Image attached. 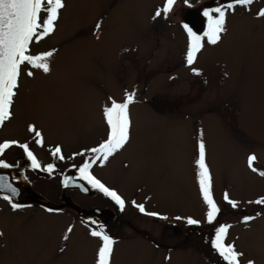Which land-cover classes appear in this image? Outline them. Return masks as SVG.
I'll list each match as a JSON object with an SVG mask.
<instances>
[{
  "label": "rangeland",
  "instance_id": "obj_1",
  "mask_svg": "<svg viewBox=\"0 0 264 264\" xmlns=\"http://www.w3.org/2000/svg\"><path fill=\"white\" fill-rule=\"evenodd\" d=\"M64 4L55 31L30 45L32 55L54 53L48 60L50 71L22 66L14 113L0 127V142L22 143L34 128L45 145L60 144L66 152L74 151V160L65 163H91V174L121 196L127 211L121 217L144 229L153 241L121 223L110 264H227L212 247L221 226L228 228L225 243L243 253L240 264H264V204L256 203L264 198V176L253 172L264 169V16L259 15L264 3L227 12L220 41L213 45L205 37L193 63V78L178 81L157 75L173 65V72L181 74L176 67L180 56H175L184 40L180 15L194 3H175L166 15L162 11L166 0H64ZM157 11L162 13L159 17ZM153 62L155 67H150ZM138 76L147 80L138 82ZM108 90L111 95L104 98ZM124 92L135 93L129 116L137 127L124 148L107 161L93 163L91 150L104 132L106 138L109 128L104 109L112 101L121 103ZM172 97L179 105L170 107L173 102L167 99ZM179 106L194 108L196 116L200 107L205 108L201 127L188 130L191 140L182 131L186 118ZM150 108L162 112L155 114ZM144 123L161 128L156 133L160 148L157 141L154 145L156 131ZM201 139L211 193L220 209L212 223L207 221L208 206L194 158ZM250 156L256 157L251 169ZM31 182L51 201H58L57 178L33 177ZM67 194L79 205H104L96 195L82 199L72 191ZM137 205L157 213L159 221L141 213ZM74 216L71 209L51 212L35 205L11 209L0 197V264H98L102 240L91 235L93 226ZM246 217L254 219L245 222ZM189 218L199 220L198 226L188 225ZM109 226L114 232L115 221ZM166 245L179 248L167 250L171 247Z\"/></svg>",
  "mask_w": 264,
  "mask_h": 264
},
{
  "label": "snow or ice",
  "instance_id": "obj_2",
  "mask_svg": "<svg viewBox=\"0 0 264 264\" xmlns=\"http://www.w3.org/2000/svg\"><path fill=\"white\" fill-rule=\"evenodd\" d=\"M176 3V0H166V6L163 9V13L166 15L171 11L172 6ZM236 4L250 5L253 0H235ZM65 7L64 0H0V126L5 121L9 120L12 116V106L14 98L17 95L16 89L19 86V77L21 75V68L23 65H30L32 68L42 69L44 73L50 71L48 60L53 56V52L49 51L43 54L32 55L30 54L31 43L38 42L39 40L51 35L55 31L56 22L59 19L60 11ZM228 8H232L233 5H228ZM217 14L213 17L208 11L204 12V15L208 17V30L204 33V36L197 35L188 26L184 25L189 37L190 47L187 52V63L192 65L196 59L197 53L202 49V41L207 37V41L210 44H217L221 39V33L226 31L225 28V10L221 8L214 9ZM46 13V16L42 19L41 14ZM162 13L157 11L155 15L159 17ZM260 16H264V10L260 11ZM99 27V25H98ZM199 74V73H197ZM31 76L33 73L28 72ZM135 99V93L128 94L125 102L117 103L112 101L110 107L104 109V116L107 124L109 125L110 133L108 139L99 145V147L92 149L91 151L96 154L93 163L97 160L107 161L109 157L115 154L117 151L125 147L130 139V116L129 105L133 103ZM30 131L35 132V135L39 138L41 133L30 127ZM15 141L4 142L0 144V154L10 148ZM37 143L42 144V139H38ZM27 152L28 157L32 161V167H40L39 162L31 151L28 150V145H20ZM199 158L197 160L198 166V182L200 190L203 196V200L208 206L207 221L212 223L220 209L213 199L211 193V176L208 166L205 162L206 146L203 139L200 140L199 145ZM61 152V149L57 147L53 152V155H57ZM60 159H64L62 155ZM255 156L249 157V166L251 167ZM7 167L8 165H0ZM91 163H85L80 169L81 178L87 180L89 184L94 188H98L106 196L111 197L121 208L125 207V201L117 194L116 191L107 188L100 180L94 177L89 169ZM48 172L54 170L53 165H48ZM256 169L253 168V171ZM260 175L264 176V172ZM67 183V181H65ZM15 194V189H11ZM5 199H10L5 197ZM225 200L228 201L234 208L237 207V203L232 201L225 195ZM257 204H264V198L256 201ZM13 209L19 207V205L13 203ZM140 212L150 216H157V213L145 212L143 205H137ZM166 218V217H161ZM179 219V217L177 218ZM254 219V217H246L245 222ZM188 224H198L199 221L189 218ZM69 232L71 229L68 230ZM227 226H221L217 229L215 237L212 241V247L218 252L220 257L227 262V264H240V257L243 253L238 252L233 244H226ZM2 235V233H0ZM93 237H99L102 240V246L98 250V264H110V257L113 252L114 240L106 234L102 229L93 230L91 232ZM67 239V236L65 237ZM249 264L254 262L249 261Z\"/></svg>",
  "mask_w": 264,
  "mask_h": 264
},
{
  "label": "flooded vegetation",
  "instance_id": "obj_3",
  "mask_svg": "<svg viewBox=\"0 0 264 264\" xmlns=\"http://www.w3.org/2000/svg\"><path fill=\"white\" fill-rule=\"evenodd\" d=\"M180 1L181 2H183V1L187 2L188 1L190 3H194L191 6L184 7L181 10L182 12L180 15L179 30L183 34L184 40L182 41V43H180L179 48L177 50H175V56H180V60L177 61L176 67L179 68V71L181 72V74H176L173 72V70L175 68V65H173V68H168L163 72L160 71V73H163V74L157 75V77H159V78H161L162 76H167V78L170 77V80H172V81L185 80V79H189L190 77L193 78L192 71H194V64L188 65V63H187V52H188L189 47H190V37H189V34H188L186 28L184 27V25H188L192 30H193V28L188 22H186L182 19V15L186 9H196L197 10L195 16L190 18V23H192L194 25L195 29H198L197 31L193 30V32H195L197 35L204 36V33L208 30V17H206L204 15L205 11L210 12L213 17H216L217 14L215 13L214 9L221 8L222 10H225V20H228L227 17L229 15L226 16V13L233 11L234 8H239V10H240V9H244L243 7H247V8H249V10H251L255 3H264V0H253V3H251L250 5L236 4L235 0H195V1H192V0H176V3H178V2L180 3ZM230 4L233 5L232 8L227 7ZM174 5H176V4H174ZM236 16H239V15H236ZM123 51H126V49H124ZM154 64H155V62H153V66L150 65V67H155ZM165 73H167V74H165ZM137 78L139 79L138 82H140L141 79H146L143 76H138ZM153 78H155V76H153ZM109 94L110 93L108 90V92L105 93L104 94L105 96L103 95V97L107 98V97H109L108 96ZM128 94H131V93L124 92V94L122 95L123 101L121 103L125 102L126 96ZM110 99L111 98H109L108 100H110ZM142 99H144V98H142ZM187 99L185 100V105L188 102ZM135 100H136V98L134 99V101ZM167 100L173 102L170 105V107L176 105V103H177V105H179V103H178L179 99L178 98L172 97V98H169ZM130 109H131V107L129 108V112H130ZM152 110H153V113H155V114H160L162 112L161 108H153V109L150 108V111H152ZM173 110H175V109L173 108ZM178 110H181L182 115L186 118V120L183 121L185 123L182 124V126H183L182 131L186 135L187 139L191 140V137H190L188 130H190V129L195 130V129H198L201 127V121L204 120V117H205V113H204L205 108H202V107L199 108L198 116H196V113H195L196 111L194 108L191 111V110H189V107L181 108L179 106ZM11 111H12V116H13L14 110L11 109ZM147 114H149L151 116L150 113H147ZM192 115L194 116V118H192ZM143 126L149 127V128L154 129L156 131L155 135H154V145H155V142L157 141L156 147L160 148V143L158 141L156 133L159 132V130H161V128L157 125V123H151V124L144 123ZM135 127H137V125L134 126L133 124H130V136L133 134ZM171 131L173 133V129H171ZM109 133H110V129L108 128L106 138H105V132H104V138L101 141H99L98 144H96L97 147H99L100 144L104 143L108 139ZM38 139H40V138H38L35 135V133H33L29 138H26L25 141L22 143L15 141L16 142L15 144H13L10 148L6 149L3 154H0V165H4V164L8 165L7 167L0 166V168L9 171L12 174L15 173V176L13 177V179L15 182H18L20 184V188L22 190V195L20 196L21 199L33 198L37 194L40 197H43V199L46 202L51 203V204H56V203L64 201L63 199L60 198V195H61L60 179H61L62 175L64 174V172H66V170H69L71 172V173H69V175L71 174L70 178L73 179L74 182H78V183H80L79 181L83 182L86 186L89 187L90 191L92 192V195L87 196V195L79 192V190H77L76 188H74V189L67 188L64 191V194H63L64 197H66V196L69 197L67 194V192H69V191L74 192V194L78 195L82 199L83 198L90 199L91 197L96 195L99 197L100 201L104 204L102 207H98V206H94V205H91V206L89 205L90 207H88L86 205H84V206L79 205L78 203H76L75 201H73L69 197L70 200H72L76 205H78L80 207L81 211H83V216H80L78 213L73 212L71 210L74 213V215L76 216V217L74 216V218L81 220L87 226H93L95 228V230H101L102 229L113 240L119 238L118 236L120 233L119 232L120 226H121V223H124L123 225L125 227H129L130 229H132L133 232L138 233V234H142V235H144V238L148 239L149 241H153L152 238L150 237V235L148 234V232H146L144 229H139V228L135 227L126 218L121 217V215L123 213L127 212L125 209H123L121 212L120 206L111 197L106 196L104 193H101L97 188L92 187V185L89 184L87 180H84L81 178V174H80L79 169L84 165V164H81V161H77L76 162L77 164L76 163L75 164L65 163V161H69L72 159L74 160V151L68 153L63 149V147L60 144L45 145L44 142L42 144H40V143H37ZM12 141H14V140H11V139L4 140L3 142H0V144H2L4 142H12ZM25 144L28 145V150L33 153L36 160L39 162L40 167H38V168L32 167L31 159L28 157L27 152L24 150V148H22L20 146V145H25ZM57 147H59L61 149V152L57 155H53V152L55 151V149ZM97 147H95V148H97ZM92 154H93L92 157H95L96 154H94L93 152H92ZM60 155H62L64 157V159H60L59 158ZM194 158L198 160L199 151H197ZM50 164L54 166V170L52 172H48L46 170L47 166ZM251 168H252V166L250 167V169ZM198 171H199V169H198ZM89 172H90V169H89ZM33 177H39L42 180L43 179L54 180L55 178H57V182L59 185L60 192L58 195V201L56 203L51 201L48 197L44 196V194L40 190L38 191L32 185L31 178H33ZM0 197L3 198L5 201H7V205L9 206V208L13 209L12 204L9 203L7 199H5V196H0ZM17 205H19V207L16 209H21L24 206H34L35 205V206H38V207H40L46 211H51V212H57V211H61L63 209L70 210L67 207H63L60 210H51V209H47V208H45V207H43V206H41L35 202L34 203H28V204H17ZM94 207H96L100 210H107L110 214L108 215L105 212H101V214L93 213L91 211V209ZM185 217H187V216H185ZM189 217H191V216H189ZM157 218H159V217L158 216H152V219L154 222L159 221ZM195 220H197V219H195ZM114 221L116 223V226H115V231L112 232L109 229V227H110L109 225L111 223H113ZM197 221H199V220H197ZM166 223H168V222H166ZM198 224H194V225L198 226ZM170 225H171L170 229L174 230L176 227V224L173 223ZM188 225H191V224H188ZM180 226H183V225H180ZM162 227L166 228L167 224H165ZM172 239L175 240V237L173 236ZM200 240L202 243L205 244V238H203L201 236ZM181 242H183V241H181ZM179 243L180 242L178 241L177 245H179ZM166 246L171 247L167 250H171V249H173V247L179 248L176 246H169V245H166Z\"/></svg>",
  "mask_w": 264,
  "mask_h": 264
},
{
  "label": "water",
  "instance_id": "obj_4",
  "mask_svg": "<svg viewBox=\"0 0 264 264\" xmlns=\"http://www.w3.org/2000/svg\"><path fill=\"white\" fill-rule=\"evenodd\" d=\"M196 9H186L182 15V19L186 22H188L194 31H197L198 29L194 28V25L190 23V18L195 16ZM258 174L261 172H264V169H256L255 170ZM69 173H71L69 170H66L64 174L61 177L60 184H61V195L60 198L64 201L51 204L46 202L43 197H40L36 194L33 198H27V199H21L20 196L22 195V190L20 188V184L18 182H15L13 177L15 176V173H10L4 169L0 168V195H5L6 197H9L8 199L11 203L15 204H27V203H37L47 209L51 210H60L63 207H67L71 209L73 212L78 213L80 216H83V211H81L80 207L76 205L72 200H70L69 197H64V191L67 188H76L79 190V192L91 196L92 192L90 191L89 187L86 186L83 182L79 181L74 182L73 179L70 178ZM67 181V183H65ZM11 189H15V194L11 191ZM91 211L96 214H101V212H105L108 215L110 214L107 210H100L96 207L92 208Z\"/></svg>",
  "mask_w": 264,
  "mask_h": 264
}]
</instances>
